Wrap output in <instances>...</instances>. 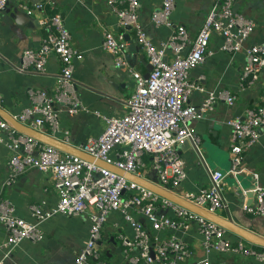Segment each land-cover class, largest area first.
I'll return each instance as SVG.
<instances>
[{
	"label": "built area",
	"instance_id": "1",
	"mask_svg": "<svg viewBox=\"0 0 264 264\" xmlns=\"http://www.w3.org/2000/svg\"><path fill=\"white\" fill-rule=\"evenodd\" d=\"M108 3L119 27L135 31L137 43L146 52L152 69L148 78L135 71L131 67L125 35L104 32L103 50L113 57L116 68L129 72L135 80V90L127 101L128 111L124 116L110 117L95 112L105 123V129L100 136L90 137L80 146L72 144L71 132L61 125V114L65 112L70 117L90 112L77 92L74 70L78 52L73 47L71 33L59 13L45 15L46 4H19L29 16H38L39 25L47 35L39 48L25 50L20 65L13 69L21 74L44 73L53 53L59 56L62 67L54 93L31 90L33 104L14 119L124 174L43 143L18 131L0 116V145L10 152L7 177L0 188V229L4 230V238L0 240V264H6L22 242H42L44 222L55 216L80 217L91 212L90 209L93 211L88 238L74 264H105L100 261L98 245L112 213L120 214L132 229V236L122 235L124 256L130 264H184L195 256V251L180 235L193 230L204 252V258L193 264H234L215 262L212 254L252 257L264 262V252L256 251L243 241L228 240V228L224 225L127 177L131 175L173 193L187 180L186 163L179 146L190 142L202 158V139L191 128L192 122L213 113L221 99L230 106L237 100L234 95L206 91L201 84L190 80V74L213 54L210 43L216 35L222 39V52L244 54L240 86L242 90L252 89L264 72V37L249 44L257 28L256 22L236 10V0H215L197 37L192 39L184 25L174 26L172 22L176 0H162L160 8L152 13L151 23L157 28H172V33L160 46H155L139 22V0H108ZM8 5L9 0H0V11ZM169 49L176 53L172 61L165 58ZM4 63L0 55V72ZM195 92L205 94L198 105L191 101ZM3 102L0 94V108ZM227 125L231 128L228 174L236 176L242 172L245 152L259 142L260 130L264 129V97L261 105L245 110L244 118L230 119ZM31 171L52 177L59 201L50 209H45L44 203L31 205L33 221L30 222L16 214L14 202L2 193ZM225 176L221 171H212L208 187L179 197L209 215L218 216L219 212L229 210L224 197ZM254 192L255 205L244 210L264 218V186Z\"/></svg>",
	"mask_w": 264,
	"mask_h": 264
},
{
	"label": "crops",
	"instance_id": "2",
	"mask_svg": "<svg viewBox=\"0 0 264 264\" xmlns=\"http://www.w3.org/2000/svg\"><path fill=\"white\" fill-rule=\"evenodd\" d=\"M139 1V22L147 30L151 42L160 46L172 33V28H157L151 23L152 13L160 8L162 0ZM214 1L176 0L172 15L174 26L184 25L189 36L195 39ZM23 2L29 5L46 4L45 15L59 13L71 33L73 47L78 52L74 70L77 92L90 112H83L75 117H70L65 112L61 114V125L63 129L71 132L72 144L80 146L88 138L100 136L105 129V123L95 112H103L110 117L124 116L128 111L127 101L135 90L133 77L127 70L116 68L113 57L103 50L104 32L108 31L117 36L121 33L125 35L131 67L143 76L149 74L152 69L149 58L138 45L135 31L132 28L123 30L119 27L118 19L108 0H9L7 8L0 11V55L5 59L0 72V94L4 98L1 109L13 119L33 104L31 90H44L48 95L54 93L62 67L59 56L53 53L44 73L21 74L13 69L20 65L23 52L39 48L47 35L45 29L39 25L38 16H29L19 8V4ZM235 8L256 22L257 28L249 44L261 41L264 37V0H236ZM221 45L222 39L214 35L210 43L213 54L191 72L190 80L201 84L206 91L234 95L237 100L230 106L221 99L213 113L192 122L191 128L202 139V158L194 149L183 148L181 157L186 163L188 178L179 188L174 189V193L182 196L185 192L208 187L210 172H223L226 175L224 197L229 210L219 212L218 217L232 221L244 231L236 233L228 229L226 238L233 243L243 241L256 251L264 252V246L252 242L249 235L264 239V218L244 210L245 207L254 206L257 199L256 194L253 199L248 198L245 190L264 186V129L260 130L259 142L245 152L241 174L232 176L228 174L231 167V128L227 125L230 119L244 118L246 109L262 104L264 72L252 89L242 90L240 78L245 62L244 54L224 53L220 50ZM175 56V51L169 49L165 58L172 61ZM110 82H113L116 88ZM204 97V93L195 92L191 101L198 105ZM9 157V150L0 145V188L7 177L6 164ZM147 177L149 178V173ZM153 177L150 175L151 179H154ZM2 194L14 202L16 214L30 222L33 221L31 205L44 203L45 209H50L59 201L52 177L40 171H31L21 176L17 184L6 187ZM90 211L92 212V209ZM91 212L80 217L55 216L44 222L42 229L45 239L36 244L22 242L6 264H63L65 252L61 248L71 253L67 264H74L78 252L88 238ZM122 235L132 236V229L120 214L112 213L104 227L101 240L102 243L106 241L108 246L101 252V245H98L100 261L105 264H130L124 256ZM180 237L195 251V256L184 264H193L204 258L196 231ZM3 238L4 230L0 229V240ZM211 259L215 262L228 261L234 264H264L252 257L236 255L212 254Z\"/></svg>",
	"mask_w": 264,
	"mask_h": 264
},
{
	"label": "water",
	"instance_id": "3",
	"mask_svg": "<svg viewBox=\"0 0 264 264\" xmlns=\"http://www.w3.org/2000/svg\"><path fill=\"white\" fill-rule=\"evenodd\" d=\"M130 28V27H129ZM76 62V60H75ZM146 78L149 77V74H147L145 76ZM110 84L112 86H115V84L113 82H110ZM0 115L5 117L9 122H11L15 128L22 132V133H26L28 135H31L33 137H35L36 139H38L39 141L43 142V143H46L48 145H51L55 148H58L60 149L61 151L63 152H66V153H69V154H73V155H76L78 157H81L82 159L88 161V162H96V164L102 166V167H105L107 169H110L118 174H121L123 175L124 172L121 171V170H118L116 168H114L113 166L111 165H108L102 161H98V160H95L93 157L89 156L88 154H85L83 152H81L79 149L75 148V147H72V146H68L66 144H64L63 142L59 141V140H56L54 138H51L49 136H47L46 134H43L39 131H36V130H33L19 122H17L16 120H14L12 117L8 116L7 114H5V112L0 108ZM184 147H188L190 149H194L197 153H199L195 147H193V145L190 143V142H186L185 144L179 146V153L181 155V153L183 152V148ZM127 177L129 179H132V180H135V181H139L141 183H143L144 185H146L147 187H149L151 190H153L154 192L162 195V196H165V197H168L170 198L171 200L199 213V214H202L204 216H206L207 218H209L210 220H213L215 222H218L219 224H222L224 225L226 228L236 232V233H239L240 231H243L241 230V228H239L238 226H236L235 224L232 223V221H227V220H223L221 218H219L218 216H215V215H209L207 214L205 211H203L202 209L200 208H197L195 206H193L192 204L186 202L185 200L181 199L178 195H176L175 193L173 192H170V191H165L161 188H159L158 186H155L149 182H145L144 180H141V179H137L131 175H127ZM246 192V196L250 199H253L254 198V195H255V192H254V189H246L245 190ZM244 232V231H243ZM251 235L250 237V240L256 244H259V245H263L264 246V239L263 238H259L258 236H255L253 234H249ZM99 245H102V242L99 243ZM115 245H117V243L115 242ZM120 250V249H119Z\"/></svg>",
	"mask_w": 264,
	"mask_h": 264
},
{
	"label": "rangeland",
	"instance_id": "4",
	"mask_svg": "<svg viewBox=\"0 0 264 264\" xmlns=\"http://www.w3.org/2000/svg\"><path fill=\"white\" fill-rule=\"evenodd\" d=\"M101 114L106 115L103 112H101ZM107 246H108V243L106 241H103L102 245L99 246V249L101 250V252H104V250L107 248ZM61 250L65 252V258H64L63 264H67L68 260L70 259L71 253L69 252V250H67L65 248H61ZM8 263L10 264V262H8Z\"/></svg>",
	"mask_w": 264,
	"mask_h": 264
}]
</instances>
